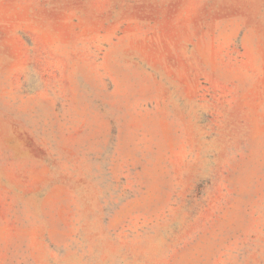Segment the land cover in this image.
Returning <instances> with one entry per match:
<instances>
[{"label": "rangeland", "instance_id": "rangeland-1", "mask_svg": "<svg viewBox=\"0 0 264 264\" xmlns=\"http://www.w3.org/2000/svg\"><path fill=\"white\" fill-rule=\"evenodd\" d=\"M0 264H264V0H0Z\"/></svg>", "mask_w": 264, "mask_h": 264}]
</instances>
